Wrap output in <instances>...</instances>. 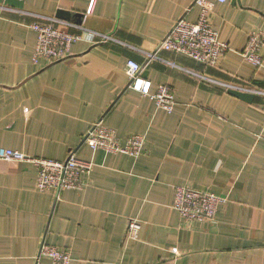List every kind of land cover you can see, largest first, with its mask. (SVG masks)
<instances>
[{"label":"crops","instance_id":"1","mask_svg":"<svg viewBox=\"0 0 264 264\" xmlns=\"http://www.w3.org/2000/svg\"><path fill=\"white\" fill-rule=\"evenodd\" d=\"M193 1L0 0V149L93 163L80 189L40 192L34 165L0 161V264H52L38 260L43 243L67 250L70 264H264V48L262 67L241 56L251 33L264 36V0H208L211 28L230 47L217 65L159 51L142 70L152 91L173 94L172 112L126 89L127 62L143 66ZM37 16L82 34L68 60L32 62ZM100 118L122 140L142 135L141 155L82 145ZM175 187L225 202L211 223H185L171 206ZM133 219L137 240L127 238Z\"/></svg>","mask_w":264,"mask_h":264},{"label":"built area","instance_id":"2","mask_svg":"<svg viewBox=\"0 0 264 264\" xmlns=\"http://www.w3.org/2000/svg\"><path fill=\"white\" fill-rule=\"evenodd\" d=\"M13 1L22 2L24 0ZM213 1L224 3L227 0ZM193 7L199 9L195 23L188 22L185 18V15ZM210 13L211 5L208 0H194L184 16L171 27L159 43L156 51L147 55L143 66L132 60L127 62L128 85L126 89L148 97L157 108L168 113L172 112L176 104L173 94L163 85H159L155 91H152L151 82L143 79L141 72L151 61L157 59L156 55L159 51H170L183 55L203 66L217 65L219 60L230 50V47L220 41L217 33L212 30L209 20ZM37 18L42 23H36L31 27L37 35L32 62L38 64L43 61L48 65L68 60L71 56V44L82 40V34H70L59 30L57 25L60 22L53 17L37 16ZM62 24L71 26L67 23ZM91 40L103 44L112 39L108 35L95 34ZM263 48L264 36L261 33H251L241 56L248 63L262 67L260 52ZM168 65L174 66L171 63ZM256 93L259 94V92ZM144 143V137L139 134H132L125 140L120 139L113 129L104 124L103 118L92 124L82 138V145L87 146L93 152L103 151L107 154H122L133 158L141 155L144 150ZM0 161L34 165L37 172L36 187L40 192L80 189L82 186L81 175L90 173L93 168L91 161L79 159L74 152H70L66 160L58 162L32 158L10 149H0ZM224 202V198L213 193L186 187H175L171 206L185 223L205 224L213 221L218 206ZM139 231V222L135 219L130 220L127 226V238L137 240ZM41 258L49 259L52 264H70V254L67 250L44 243L40 246L38 253V260Z\"/></svg>","mask_w":264,"mask_h":264},{"label":"water","instance_id":"3","mask_svg":"<svg viewBox=\"0 0 264 264\" xmlns=\"http://www.w3.org/2000/svg\"><path fill=\"white\" fill-rule=\"evenodd\" d=\"M56 16L58 18H64V19L70 20L72 17L75 16V14L68 13L66 11H57ZM227 93L233 97H236V98L246 102V103H251L253 98H254V95H252V94L244 93V92L236 91V90H232V89L228 90Z\"/></svg>","mask_w":264,"mask_h":264}]
</instances>
